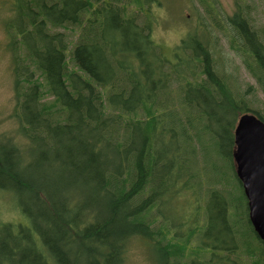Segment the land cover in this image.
<instances>
[{
	"label": "trees",
	"instance_id": "obj_1",
	"mask_svg": "<svg viewBox=\"0 0 264 264\" xmlns=\"http://www.w3.org/2000/svg\"><path fill=\"white\" fill-rule=\"evenodd\" d=\"M14 1L12 117L26 150L0 137V191L15 210L0 211V264H124L138 237L158 247L160 264H264L233 160L239 117L264 121L254 0H231V12L187 0L189 28L170 52L154 35L169 0ZM68 25L79 28L74 43L54 31ZM222 39L255 80L246 94L222 62ZM210 156L232 162L236 196L225 169L206 172ZM186 191L182 220L159 215Z\"/></svg>",
	"mask_w": 264,
	"mask_h": 264
},
{
	"label": "rangeland",
	"instance_id": "obj_2",
	"mask_svg": "<svg viewBox=\"0 0 264 264\" xmlns=\"http://www.w3.org/2000/svg\"><path fill=\"white\" fill-rule=\"evenodd\" d=\"M220 1L222 6H224L228 12H231V0ZM253 2L255 7L254 16L259 20L260 25H264V0H254ZM14 4V0H0V137L7 135L23 139L21 135L18 136L17 133L18 121L12 117L15 106L14 73L12 69V53L8 48L10 37L6 29L7 20L14 18V13L12 11ZM187 6V0H169L164 3L161 9H157L156 11L158 21L155 26L154 35L158 43L163 45L167 52H170L171 48L178 43L189 28L186 25L185 18L190 17L192 13L190 8L187 10ZM54 31L65 32L70 43H74L77 39L79 28L78 26L68 25L65 28H56ZM221 41L218 43V47L221 43L220 56L227 71L232 73L237 90L241 93H245L248 85L256 87L255 80L248 74L240 58L230 52L224 39ZM68 60L69 68L76 69V65L70 54H68ZM255 95H258L260 99H262V95L259 91L253 90L248 94L249 97ZM22 148H25L24 139ZM205 160V166L207 167L206 172L209 173V175L213 176L216 167V172L221 171L219 168H222L231 175L232 183L227 185V187L229 190L233 191L236 196V188L240 187V183L235 175H233L232 162L227 158H224V160L220 158L212 159L211 156ZM0 193L3 194H0V211L9 219L15 214L14 207L11 206L10 197L7 195L8 193H5V191H0ZM192 195L191 191H186V193L182 194L170 207L167 205L160 206L157 210L159 215L161 217L171 215V217L177 219V221L182 220L183 212L181 210L188 200H193L194 197ZM177 206H181L182 208L175 210L178 208ZM156 214L157 212L153 213L154 218ZM201 222L202 218L200 223ZM160 254L161 251L158 250L157 246L152 245V241L138 237L129 243L124 264H160Z\"/></svg>",
	"mask_w": 264,
	"mask_h": 264
},
{
	"label": "water",
	"instance_id": "obj_3",
	"mask_svg": "<svg viewBox=\"0 0 264 264\" xmlns=\"http://www.w3.org/2000/svg\"><path fill=\"white\" fill-rule=\"evenodd\" d=\"M233 160L247 198L249 220L264 242V121L242 114L234 130Z\"/></svg>",
	"mask_w": 264,
	"mask_h": 264
}]
</instances>
